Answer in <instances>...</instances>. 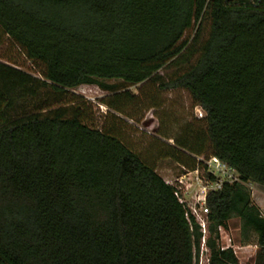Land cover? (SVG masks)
<instances>
[{"label":"trees","instance_id":"obj_1","mask_svg":"<svg viewBox=\"0 0 264 264\" xmlns=\"http://www.w3.org/2000/svg\"><path fill=\"white\" fill-rule=\"evenodd\" d=\"M205 19L196 61L158 84ZM0 32L41 68L36 78L0 62V264H197L203 234L173 187L70 94L110 92L101 102L115 120L133 96L110 80L189 94L204 129L166 137L163 157L194 171L208 143L205 159L239 179L207 195L208 264H238L219 245L233 218L264 264V216L246 187H264V0H0Z\"/></svg>","mask_w":264,"mask_h":264},{"label":"rangeland","instance_id":"obj_2","mask_svg":"<svg viewBox=\"0 0 264 264\" xmlns=\"http://www.w3.org/2000/svg\"><path fill=\"white\" fill-rule=\"evenodd\" d=\"M196 31L197 25L185 33L183 40L187 41V47L181 57L158 72L160 78L157 80L158 84L181 75L196 61L202 46L209 37V20L205 19L202 22L197 38H195ZM0 62L16 63V68L36 78H41V68L27 61L1 32ZM103 83L114 87V91L118 93H130L133 98L123 99L122 108L126 116L116 115L118 120H112L113 113L101 102L110 97V92L103 91L96 86H81L70 91V94L86 102L87 114L93 127L111 129L130 150L138 154L145 162L154 165L157 174L165 182H172L185 173L175 160L163 156L168 155L171 152L168 149L174 145L172 140H167L166 137L186 138L192 141L195 132L204 129V124L199 120L205 114L199 107L194 106L189 94L183 90L162 92L158 89V84L153 82L135 86L119 80L103 81ZM205 146L206 152L198 160H206L205 157L211 153L208 143ZM203 165L204 163H202L200 172L203 182L212 184L209 175L203 170ZM189 182L192 183L191 180ZM246 187L251 192L253 202L264 216V187L254 183L247 184ZM240 227L239 219H231L227 229L223 230L222 236L219 237V245L223 244V238H230L238 264H254L258 251L254 245V236H251L252 243H244L240 236ZM207 237L206 229V234H203L201 240L197 264H208L209 252L205 247Z\"/></svg>","mask_w":264,"mask_h":264},{"label":"built area","instance_id":"obj_3","mask_svg":"<svg viewBox=\"0 0 264 264\" xmlns=\"http://www.w3.org/2000/svg\"><path fill=\"white\" fill-rule=\"evenodd\" d=\"M204 163L203 170L213 177L212 184L203 182L200 175L202 168L197 167L194 171H186L172 182H166L174 189V196L178 202L184 205L189 214L195 219L201 228L202 234H206L208 209L206 198L210 192L218 191L225 183L232 184L239 182L235 171L217 158L211 157L208 160H198ZM205 168V169H204ZM191 176V177H190ZM192 181L189 182V181ZM219 237L222 236L223 229L219 230ZM221 250L232 249L231 239L223 238ZM233 250V249H232ZM234 251V250H233ZM235 253V252H234Z\"/></svg>","mask_w":264,"mask_h":264}]
</instances>
